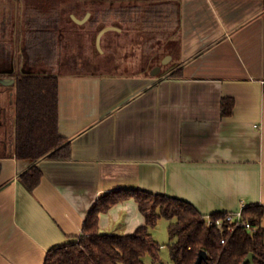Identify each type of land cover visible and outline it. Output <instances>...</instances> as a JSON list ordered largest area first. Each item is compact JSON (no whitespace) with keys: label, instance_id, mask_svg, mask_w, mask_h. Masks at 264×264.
I'll list each match as a JSON object with an SVG mask.
<instances>
[{"label":"crops","instance_id":"0c3cea01","mask_svg":"<svg viewBox=\"0 0 264 264\" xmlns=\"http://www.w3.org/2000/svg\"><path fill=\"white\" fill-rule=\"evenodd\" d=\"M144 2L177 16L176 26L127 25L115 10L120 1L82 2L70 13L81 30L65 33L69 50L90 66L75 70V63L58 76V131L70 158L12 156L14 100L0 107V126L9 125L0 134V264H43L50 249L75 240L96 199L116 188L177 197L203 216L264 204V0ZM95 14L103 23L96 31ZM125 35L119 66H100L109 64L112 40ZM15 38L1 78L10 79L1 74L24 57L23 34ZM223 99L232 101L228 115ZM32 165L42 176L30 191L20 176ZM143 222L133 199L98 219L106 233H130Z\"/></svg>","mask_w":264,"mask_h":264},{"label":"trees","instance_id":"16d2710c","mask_svg":"<svg viewBox=\"0 0 264 264\" xmlns=\"http://www.w3.org/2000/svg\"><path fill=\"white\" fill-rule=\"evenodd\" d=\"M63 1L66 3L63 7L54 2L47 3L44 8L33 4L35 12L27 18L25 15L24 31L21 32L24 57L14 60L19 63L15 70L1 74L14 79L12 86H8L14 89V144L11 155L19 159H67L71 156L69 142L58 131V76L60 71L74 66L81 59L79 53L69 50L65 35L66 23L73 22L70 13L78 10L80 3L120 1L122 4L115 10L122 21L127 25L133 22L142 29L152 21L158 24L167 21L166 25L172 26L177 23V16L168 19L164 11L161 13L154 7L157 5L155 2L145 3V0ZM156 11L159 14L156 15ZM171 13H177V7L172 6ZM6 19L8 22L5 21V25L10 24V16ZM100 20L97 14L90 19L95 31L103 26ZM95 35L94 32L91 40L95 39ZM92 49L95 50L94 41ZM10 57L9 41L1 39L0 66L9 62ZM23 60L28 69L27 66L25 69L21 67ZM222 107V113L228 115L232 101L223 99ZM41 176L40 168L32 165L20 176V181L31 191ZM128 199L136 202L144 222L130 233L101 232L99 214ZM227 213L210 215L216 218ZM242 215L254 231L242 227L229 231L214 225L207 226L205 217L193 204L177 197L142 189L116 188L96 199L75 240L50 249L43 264H148L144 259L146 255L153 262L159 261L162 245L154 238L152 229L161 218L168 221L166 246L173 264H194L201 249L207 252L201 264H241L250 252L253 253V262L246 264H264V204L245 205ZM221 238H224V243H220Z\"/></svg>","mask_w":264,"mask_h":264},{"label":"rangeland","instance_id":"374dc122","mask_svg":"<svg viewBox=\"0 0 264 264\" xmlns=\"http://www.w3.org/2000/svg\"><path fill=\"white\" fill-rule=\"evenodd\" d=\"M58 3L61 4V7H63L65 1L63 0H0V40L1 39H5L9 41L10 47L13 49H18V44H16V41H18V38L13 39V35H17L18 32H23L24 31V23H25V15L26 18L28 16H30L31 14H34L35 9L33 8V4H39L40 6H42V8L48 6L47 3L51 4V3ZM66 4V3H65ZM10 16V24H6L5 25V21L8 22L6 18H8ZM82 16V15H81ZM66 28L69 32L71 31H80L81 27L78 28L77 26L74 25L73 22H67L66 23ZM87 33H91V31L87 32ZM21 36V35H19ZM89 38V37H88ZM129 35H125V37L123 36L122 38H115L112 41L115 40V44H113L112 48L108 49V54L106 53L105 56H107L106 58H108V60H106L105 62H109V64H100V66H105L108 67V70H111L112 68L115 67V69L117 68V66H119V62L121 61L122 55H119L122 52V50H120V42H129ZM15 42V43H13ZM172 44L174 41H171ZM115 45V46H114ZM143 45L145 46V44L143 43ZM146 47V46H145ZM114 50L116 52V54L114 53ZM81 51V50H80ZM79 51V52H80ZM92 50H90L89 52H91ZM132 51V48L129 50H126L127 55ZM142 52H151V50L146 51V49H143ZM11 53H13V50H11ZM81 54V52H80ZM112 54V55H110ZM111 57H110V56ZM81 56V55H80ZM90 56L94 59H97V54L96 52L94 53V51H92L90 53ZM148 58L146 54H142L141 56V64H147ZM79 59H78V64H79ZM23 66H27L28 64L26 63L25 60H23L22 62ZM77 63L75 64L74 68L75 70H77V68H84V67H90L88 65H83V66H79ZM113 65V66H112ZM95 66V65H93ZM97 66L99 67V65L97 64ZM28 69V66L26 67ZM65 69V68H64ZM71 67H66V70L68 71H72ZM65 70V71H66ZM113 71V70H112ZM116 71V70H114ZM3 89H5V97L3 98L2 102L0 100V107L4 106V104H7L8 102V98L14 96V89H11L9 87H0V91H2ZM1 93V92H0ZM3 94V93H2ZM1 98V96H0ZM5 99V100H4ZM4 130L7 132L9 130V125L7 124V126L5 125H1L0 126V134L2 133ZM167 224L168 221L164 218H161L158 220L156 226L152 229V234L154 236V238L158 241V243L160 245H162L161 250H160V260L153 262L151 257L149 255H146L144 257L145 261L148 264H173L170 256H169V251L168 248L166 246V243L168 242V231H167Z\"/></svg>","mask_w":264,"mask_h":264},{"label":"built area","instance_id":"2783aa9c","mask_svg":"<svg viewBox=\"0 0 264 264\" xmlns=\"http://www.w3.org/2000/svg\"><path fill=\"white\" fill-rule=\"evenodd\" d=\"M242 208L236 212H228L223 217L213 218L211 215L204 216L206 225H214L221 230L227 228L229 231H233L238 227H242L252 232L254 231V228L246 219L243 218ZM220 243H224V238H221Z\"/></svg>","mask_w":264,"mask_h":264},{"label":"water","instance_id":"95a60500","mask_svg":"<svg viewBox=\"0 0 264 264\" xmlns=\"http://www.w3.org/2000/svg\"><path fill=\"white\" fill-rule=\"evenodd\" d=\"M110 27H105L103 28L99 34H98V37H97V44L99 43V38L101 36V34L103 32H105L106 30H108ZM168 57L164 58L163 59V62H165L167 60ZM13 69L9 70V72H11ZM10 81V83H13L14 82V79L13 78H10L8 79L7 77L6 78H1L0 77V84H8ZM207 257V252L203 249L199 250L198 252V255H197V258L194 262V264H201V261L204 260L205 258ZM253 262V253L250 252L243 260V262L241 264H246V263H252Z\"/></svg>","mask_w":264,"mask_h":264}]
</instances>
